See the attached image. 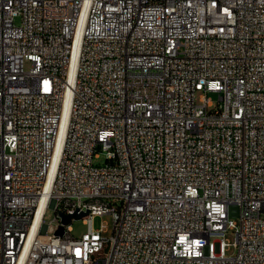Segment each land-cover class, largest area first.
<instances>
[{
	"label": "built area",
	"instance_id": "obj_1",
	"mask_svg": "<svg viewBox=\"0 0 264 264\" xmlns=\"http://www.w3.org/2000/svg\"><path fill=\"white\" fill-rule=\"evenodd\" d=\"M0 264H264V0H0Z\"/></svg>",
	"mask_w": 264,
	"mask_h": 264
},
{
	"label": "rangeland",
	"instance_id": "obj_2",
	"mask_svg": "<svg viewBox=\"0 0 264 264\" xmlns=\"http://www.w3.org/2000/svg\"><path fill=\"white\" fill-rule=\"evenodd\" d=\"M209 96L211 97V99L215 103L218 102V100H219V94L218 93L211 92L209 94ZM95 162L101 163V164L104 163L105 162V156L102 154L101 157L95 159ZM54 215H55L54 210L52 208L49 209L47 212V215H46V222L47 223H49L50 221H52V222H51L50 227L47 231L48 234H53L55 232V229L57 226L56 221H53ZM101 222L105 223L107 225V231L104 232V234L106 236H110L112 234V228H113V216L109 213L97 216L96 220H95V227L98 228L101 225ZM71 224H72V228H73L72 233L76 237H81L83 235V233H85L87 231V224L85 223L83 218L73 219ZM227 237L230 241H234V235L232 232H230L227 235ZM231 252L232 251H230L229 253H231Z\"/></svg>",
	"mask_w": 264,
	"mask_h": 264
},
{
	"label": "water",
	"instance_id": "obj_3",
	"mask_svg": "<svg viewBox=\"0 0 264 264\" xmlns=\"http://www.w3.org/2000/svg\"><path fill=\"white\" fill-rule=\"evenodd\" d=\"M82 215H83V214H78V215H76L75 217H81ZM71 218H72L71 215H65V214H63V222L67 223V222H69V221L71 220ZM62 232H63V227L61 226V227L58 229L57 233L61 234Z\"/></svg>",
	"mask_w": 264,
	"mask_h": 264
},
{
	"label": "bare ground",
	"instance_id": "obj_4",
	"mask_svg": "<svg viewBox=\"0 0 264 264\" xmlns=\"http://www.w3.org/2000/svg\"><path fill=\"white\" fill-rule=\"evenodd\" d=\"M104 214H107V213H101L100 215H104ZM109 214H111L113 216L112 213H109ZM102 225H106V224L105 223H102Z\"/></svg>",
	"mask_w": 264,
	"mask_h": 264
}]
</instances>
